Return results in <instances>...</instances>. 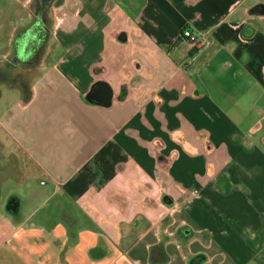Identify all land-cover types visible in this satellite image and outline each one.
Masks as SVG:
<instances>
[{
    "label": "crops",
    "instance_id": "crops-1",
    "mask_svg": "<svg viewBox=\"0 0 264 264\" xmlns=\"http://www.w3.org/2000/svg\"><path fill=\"white\" fill-rule=\"evenodd\" d=\"M33 1L0 0V264H264V0L5 20Z\"/></svg>",
    "mask_w": 264,
    "mask_h": 264
},
{
    "label": "rangeland",
    "instance_id": "rangeland-1",
    "mask_svg": "<svg viewBox=\"0 0 264 264\" xmlns=\"http://www.w3.org/2000/svg\"><path fill=\"white\" fill-rule=\"evenodd\" d=\"M33 1V0H32ZM43 2V0H41ZM53 1V2H52ZM34 2V1H33ZM31 3V7H30V4L28 5L30 7V9L32 8V10H13V11H10V10H3L4 13H6L4 15L5 17V20L7 19H11L13 21L14 24H16V29L17 30H20L21 26H26L27 24L33 22V19H35V15L37 14V12L40 14L42 13V18L44 19V22L45 24L47 25V27H53L52 25L54 23H58V22H61L63 19L64 20H69V16L68 15H63V10L65 8V10H77V2L78 1H74V0H71V3L72 5H70L71 7L68 8V5H65L64 1L63 0H50L45 6V9L43 11L41 10H36V0L34 3ZM66 2V1H65ZM66 7H65V6ZM1 13V12H0ZM3 16V15H2ZM37 16V15H36ZM67 18V19H66ZM51 25V26H50ZM3 33V32H1ZM0 33V35H1ZM13 33V31H12ZM11 33V34H12ZM14 33H16V31H14ZM4 34L8 35L9 37V32H4ZM6 37V36H5ZM2 40H5L4 37H0ZM11 38V36H10ZM22 38V41L21 42H30L31 38H34L33 36V33H31V31L28 30V32L26 33V36L24 37H21ZM3 52L5 53L6 51L9 52L10 51V46H4L3 48L0 49V52ZM3 64L0 63V67L2 66ZM166 161L165 162H168L170 161V158L169 159H165ZM35 177H37V180L36 182L39 183L40 179H45L47 180V178L45 176H42L40 177L38 172L34 174ZM250 261H248L247 263H249Z\"/></svg>",
    "mask_w": 264,
    "mask_h": 264
},
{
    "label": "built area",
    "instance_id": "built-area-1",
    "mask_svg": "<svg viewBox=\"0 0 264 264\" xmlns=\"http://www.w3.org/2000/svg\"><path fill=\"white\" fill-rule=\"evenodd\" d=\"M182 36L189 42L191 46L194 48H202L207 45L206 39L204 36L199 34H194L188 29H184L182 32Z\"/></svg>",
    "mask_w": 264,
    "mask_h": 264
},
{
    "label": "water",
    "instance_id": "water-1",
    "mask_svg": "<svg viewBox=\"0 0 264 264\" xmlns=\"http://www.w3.org/2000/svg\"><path fill=\"white\" fill-rule=\"evenodd\" d=\"M93 97L94 98H99V100H101L103 103H107L108 101L106 100L107 98H108V93H107V91H105V90H102L100 93H99V96H95L94 95V93H93ZM13 209H15L16 208V206H13L12 207Z\"/></svg>",
    "mask_w": 264,
    "mask_h": 264
},
{
    "label": "flooded vegetation",
    "instance_id": "flooded-vegetation-1",
    "mask_svg": "<svg viewBox=\"0 0 264 264\" xmlns=\"http://www.w3.org/2000/svg\"><path fill=\"white\" fill-rule=\"evenodd\" d=\"M44 1V0H43ZM43 11V10H42Z\"/></svg>",
    "mask_w": 264,
    "mask_h": 264
}]
</instances>
